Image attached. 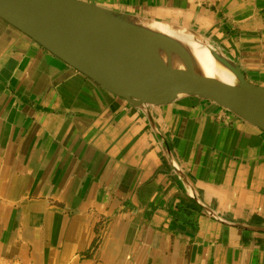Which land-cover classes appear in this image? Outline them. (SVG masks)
<instances>
[{"label":"crops","instance_id":"crops-1","mask_svg":"<svg viewBox=\"0 0 264 264\" xmlns=\"http://www.w3.org/2000/svg\"><path fill=\"white\" fill-rule=\"evenodd\" d=\"M182 25L264 87V0H82ZM0 264H264V132L147 112L0 18Z\"/></svg>","mask_w":264,"mask_h":264},{"label":"water","instance_id":"water-1","mask_svg":"<svg viewBox=\"0 0 264 264\" xmlns=\"http://www.w3.org/2000/svg\"><path fill=\"white\" fill-rule=\"evenodd\" d=\"M0 18L110 93L141 107L164 106L182 95L212 102L264 132V87L188 27L82 0H0ZM160 22L209 46L232 83L197 68L189 47L148 26Z\"/></svg>","mask_w":264,"mask_h":264},{"label":"bare ground","instance_id":"bare-ground-1","mask_svg":"<svg viewBox=\"0 0 264 264\" xmlns=\"http://www.w3.org/2000/svg\"><path fill=\"white\" fill-rule=\"evenodd\" d=\"M148 26L158 30L159 32L169 34L170 36L186 44L195 57L197 68L201 69L206 75L216 77L227 83L233 82L234 78L232 74L223 69L214 61L212 55L210 54L209 46L204 41L195 38L187 32L173 29L170 26L160 22H151ZM135 107L145 111L141 107Z\"/></svg>","mask_w":264,"mask_h":264}]
</instances>
